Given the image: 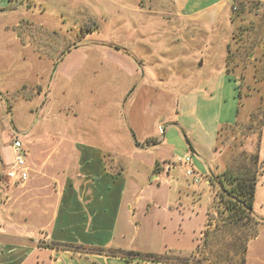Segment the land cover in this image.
Masks as SVG:
<instances>
[{"label":"rangeland","instance_id":"1","mask_svg":"<svg viewBox=\"0 0 264 264\" xmlns=\"http://www.w3.org/2000/svg\"><path fill=\"white\" fill-rule=\"evenodd\" d=\"M179 1H0V144L6 157L14 159L11 146L20 138L26 164L22 137L31 127L39 135L51 134L55 127L60 134L71 128L77 134L87 130L102 136L106 130L108 136L125 138L106 145L125 157V200L130 209L122 207L115 242L142 257L135 264H168L156 260L160 255L214 264L220 240L233 239L222 234L226 211L217 183L206 184L199 173L203 181L193 184L184 167L174 164L173 154L183 157L188 151L187 155L202 162L208 175L210 171L218 174L217 167H222L221 175L248 167L243 153L254 154L258 149L260 172L253 214L260 222L259 237L256 243H248L245 262L264 264V129L260 135L248 136L246 131L253 118L264 113V99L261 104L252 66L245 62V41H238L239 21L230 19L232 5L247 0H194L188 8L204 10L213 5L209 12L197 13L194 21L176 12ZM14 5L19 6L16 11ZM77 46L86 50L80 51L86 62L80 77L72 85L58 77L49 82L52 64ZM110 52L135 64L138 72L132 76L118 71ZM79 57L75 54L70 60ZM94 70L100 76H92ZM226 73L230 78L222 91L218 83ZM66 106L71 108L64 113L77 114L61 123L55 117ZM53 118L57 121L52 124L42 122ZM135 121L139 127L143 123L144 130L149 128L156 147L146 142L139 144L143 149L133 143L128 146L129 128L139 132ZM127 124L132 127H124ZM42 145L37 150L49 146ZM133 148L144 154L138 158L143 166L129 160L134 157ZM153 162L170 167L171 172H149L147 165ZM132 194H136L135 203ZM177 201L183 205L181 217L172 207V214L166 209ZM244 227L233 234L245 237L248 229ZM230 247L222 264H236Z\"/></svg>","mask_w":264,"mask_h":264},{"label":"crops","instance_id":"2","mask_svg":"<svg viewBox=\"0 0 264 264\" xmlns=\"http://www.w3.org/2000/svg\"><path fill=\"white\" fill-rule=\"evenodd\" d=\"M192 2L194 0H180L176 12L194 21L197 13L205 14L213 8V5L204 10L195 6L188 8ZM18 7L14 5L13 10L16 11ZM214 8H216L215 4ZM201 20L210 21L207 18ZM80 51L86 50L77 46L71 51L68 50L56 64H52L53 76H50L49 82L58 77L68 85H72L80 77L86 64L85 57ZM75 54L81 57L70 60ZM109 56L118 65V71L120 68L132 76L138 72L137 66L125 60L122 55L110 52ZM100 74V71L94 70L92 76L98 77ZM221 75L218 85L219 89L224 91L230 77ZM48 93L49 91L46 95ZM128 97L129 95L122 102L121 117L123 105ZM68 108L71 106L60 107L57 111L55 118L61 123H66L68 116L76 117L77 112L74 115L64 113ZM55 118L42 122L52 124ZM120 123L124 124L123 121ZM133 123L139 132L137 134L129 128L128 146L133 143L135 147L141 148L139 144L150 139L156 140L152 137L153 134L148 132L149 128L144 130L143 123L141 127L136 121ZM223 124L228 123H221ZM130 126L132 127L131 124H127L124 127ZM218 126L216 125V130ZM34 129L33 127L26 129L22 137L25 141L23 146L28 170V179L23 184H16L6 178L5 175L12 168L14 159L6 157L7 153L0 144V264H135V261L127 263L120 257L101 256L91 251V248L130 251L115 242L117 222L122 207L126 205L130 209L127 205L128 201L125 200L128 187L127 174L123 169L125 157L112 152L106 145L120 142L125 138H116L111 134L108 136L106 130L100 136L101 134L87 130L77 134L75 131L72 132L71 128L67 129L66 134H60L55 131V127L50 130L51 134L39 135L37 134L39 131L36 133ZM18 141L20 142V138ZM41 143L49 144L45 147L46 150H37L39 147L43 148ZM190 146L191 150H196L195 147ZM137 148H133L130 154L134 157H130L129 160L134 159V165L143 166V162L138 158L145 156L140 154ZM174 149L175 153L176 149ZM11 151L14 155L12 147ZM175 158L178 156L173 154V161ZM192 164L198 173L205 176L208 185L210 178L214 179V176L222 171V167H217L218 174L215 175L210 171L208 178L209 175L199 159L193 156ZM153 165L158 167L159 174L168 175L171 172L170 167H162L157 162H153L147 165L151 173L156 169ZM172 170L174 171L173 168ZM152 180L157 181L158 177H153ZM170 181L172 182L173 179ZM132 198L135 203L136 194H132ZM171 207L174 213L178 212V216L181 217L180 210L183 209L181 201L175 202L174 206L168 204L166 209L169 214H172ZM257 241L254 240L252 243ZM58 245H74L84 249L70 252ZM156 260L168 264H201L196 259H171L161 255Z\"/></svg>","mask_w":264,"mask_h":264},{"label":"trees","instance_id":"3","mask_svg":"<svg viewBox=\"0 0 264 264\" xmlns=\"http://www.w3.org/2000/svg\"><path fill=\"white\" fill-rule=\"evenodd\" d=\"M230 19L232 23L235 22V19L239 21L236 27L238 41L242 43L245 41V62L252 66L253 83L260 90L262 104L264 99V0H247L246 3L233 4L231 7ZM112 49L119 51L117 47H112ZM251 55L253 57H251ZM226 75L230 76L228 73H226ZM236 113L238 115V109ZM228 127L231 126H225V128ZM222 128H220V130ZM263 129L264 113L261 112L259 117L253 118L246 131L248 136L254 134L260 135ZM220 130L217 131V134ZM146 143H153V145L158 144L157 141L153 139L147 140ZM257 152L258 149L254 154L246 155V153H243L242 157L245 159L244 161L249 162L248 167L242 165L235 171L224 172L221 175L214 176V179L210 180V184L212 181L217 183L218 188H220L218 190L219 194H217L220 195V197H222L221 199H224L225 202L226 216L224 224L226 228L222 234L233 237L230 241L220 240L221 244L219 246H222L219 247L220 249L214 250V264H222V262H224L225 258L223 256L228 257V248L230 246L233 251L230 257L236 259L235 263L246 264L245 255L247 245L257 237L260 222L253 214L255 186L260 172L258 168ZM154 172H157V170H154ZM243 227L248 229V234L245 237L237 238L233 233L236 229ZM58 246L70 252H77L78 250L84 249L83 247L74 245ZM91 251L101 256L120 257L127 263L136 261L138 258L142 259L138 253L131 251H111L103 248H91ZM145 258L154 261V258L151 256L150 258L149 256Z\"/></svg>","mask_w":264,"mask_h":264},{"label":"built area","instance_id":"4","mask_svg":"<svg viewBox=\"0 0 264 264\" xmlns=\"http://www.w3.org/2000/svg\"><path fill=\"white\" fill-rule=\"evenodd\" d=\"M14 152V160L12 168L6 173V178L16 184H23L28 179V170L24 161V152L22 144L18 140H14L12 144ZM174 164L179 167H184L185 176L189 178L193 184H200L203 181L202 176L194 169L192 164V156L185 155L175 158Z\"/></svg>","mask_w":264,"mask_h":264},{"label":"water","instance_id":"5","mask_svg":"<svg viewBox=\"0 0 264 264\" xmlns=\"http://www.w3.org/2000/svg\"><path fill=\"white\" fill-rule=\"evenodd\" d=\"M201 65V64H200Z\"/></svg>","mask_w":264,"mask_h":264}]
</instances>
